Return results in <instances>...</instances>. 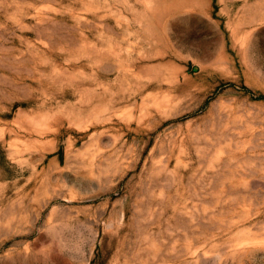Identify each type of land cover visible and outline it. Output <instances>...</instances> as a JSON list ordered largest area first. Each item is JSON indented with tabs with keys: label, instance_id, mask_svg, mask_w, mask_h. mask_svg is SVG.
I'll return each mask as SVG.
<instances>
[{
	"label": "rangeland",
	"instance_id": "rangeland-1",
	"mask_svg": "<svg viewBox=\"0 0 264 264\" xmlns=\"http://www.w3.org/2000/svg\"><path fill=\"white\" fill-rule=\"evenodd\" d=\"M0 264H264V0H0Z\"/></svg>",
	"mask_w": 264,
	"mask_h": 264
}]
</instances>
